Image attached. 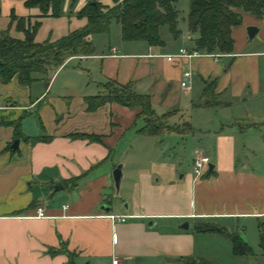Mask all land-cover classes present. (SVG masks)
<instances>
[{"label":"crops","instance_id":"0c3cea01","mask_svg":"<svg viewBox=\"0 0 264 264\" xmlns=\"http://www.w3.org/2000/svg\"><path fill=\"white\" fill-rule=\"evenodd\" d=\"M238 12L240 23L230 28V53L194 51L195 35L186 22L175 47L160 34L161 46L121 38L96 45L94 36L101 33H95L89 36L92 53L67 58L46 84L38 72L26 85L15 76L0 82V264H111L113 257L117 264H205L200 260L204 235H214L210 242L228 239L195 230L205 223L236 232L250 248L244 254L250 259L247 264L252 259L264 264L257 231L264 221V131L258 122L234 121L232 125L242 126L210 132L206 143L192 150L191 162L198 156L205 163L200 175L191 168L179 174V165L168 157L130 175L123 170L130 162L121 156L132 148L134 137L146 135L136 132L141 127L139 119L134 121L137 109L107 102L86 111L83 102L112 80L131 82L136 92L148 94L155 113L159 108L169 118L179 116L181 123L189 107L208 112L236 106L258 116L264 109V17ZM10 13L23 18L25 28L38 23L35 42L55 40L85 24L84 17L71 13L40 16L37 7H26L22 0H0V30L7 28L18 39L23 34L15 20L10 22ZM55 18H60L62 30L44 37L43 25ZM247 26L256 27L251 37ZM179 48L195 54L177 56ZM168 54L174 56L166 60ZM186 71L188 89L179 85ZM210 80L218 103L204 106L202 89ZM34 108L43 128L19 126L16 137L6 122ZM31 137L42 139L31 143ZM13 139L18 140L14 149ZM118 163L133 197L123 207L109 201L111 171ZM209 163L212 172L206 175ZM56 181L62 187L52 190ZM37 206L46 217H34Z\"/></svg>","mask_w":264,"mask_h":264},{"label":"trees","instance_id":"16d2710c","mask_svg":"<svg viewBox=\"0 0 264 264\" xmlns=\"http://www.w3.org/2000/svg\"><path fill=\"white\" fill-rule=\"evenodd\" d=\"M26 7H37L40 16L57 17L62 12L64 0H22ZM77 0H69L71 11ZM106 5L103 0H84L75 11L76 17H84L82 27L69 31L55 39L35 42L33 36L37 22L25 28L23 18H16L10 13V22L15 20V28L21 31V39L10 36L8 29L0 30V82L5 83L15 76L19 84H29L34 80L31 74H43L46 84L49 76L71 56L89 55L93 48L89 36L105 33L110 20L119 25L120 38L125 41H144L148 45L161 46L159 27L165 25L170 34L176 38L177 14L174 0H110ZM239 10L257 17H264V0H188L185 18L187 29L193 33L194 51L206 54L230 53L232 39L231 26L240 23ZM213 80L205 82L202 89V105H216L218 102L212 92ZM101 92L83 97L86 111H93L107 102L137 109L134 121L140 119L142 125L136 130L139 134L155 135L167 132L181 133L187 131L188 123L169 125L165 123L169 112L157 115L152 109L148 94L136 92L131 82L124 84L107 80L100 84ZM13 126L15 136L19 135V119L6 122ZM91 138V136H88ZM93 138V137H92ZM41 137H31L34 143ZM212 171H206L208 175ZM196 231L217 232L225 235L231 244V252L244 255L250 248L236 232H228L217 225L205 223L195 226ZM259 246L264 248V221L257 224ZM68 256L71 254L65 251ZM202 264V263H201Z\"/></svg>","mask_w":264,"mask_h":264},{"label":"rangeland","instance_id":"374dc122","mask_svg":"<svg viewBox=\"0 0 264 264\" xmlns=\"http://www.w3.org/2000/svg\"><path fill=\"white\" fill-rule=\"evenodd\" d=\"M103 3L106 5H110L111 1L103 0ZM68 4L69 0H64L62 5V12L60 15L70 13L74 15L75 11H77L82 5V2L81 0H77L74 3L71 11H69ZM174 8L177 14V28L179 29L182 26L181 24L185 22L188 11V0H174ZM58 20H60V18H55L54 21L47 22L45 23V25H43V33H45L43 34L44 37L48 32L58 33L62 30V23ZM158 32L162 38L165 37L166 39L170 40L171 47L177 46V37L174 38L167 30L165 25L160 26ZM118 40H120L119 25L114 20H110L107 32L94 36V43H96V45L98 43H106V41L114 44ZM188 41L189 39H184V42L186 44H188ZM189 108L186 111H183V119H185L189 125L187 131L181 133L167 132L155 135H143L141 137H134L132 139V148L126 151L121 156L122 160H125V162L127 163L130 162V164L126 165V167L123 169L125 174H127V170L130 175H133V172L138 171L137 169L139 168L140 170H148L150 169V161H158L166 157L172 159V161L176 162L179 165V174L181 173V171L190 170V168L192 170V150L198 148L203 143H206L207 137L210 132L214 133L220 131L221 128L225 130L228 128H240L242 126L237 124L232 125V122L234 121H238L241 124H243V122L245 123L248 121H256L258 122V127L264 131V109H260L257 111L259 113L258 116H252L251 114H247L246 112H243V110L238 109L236 106L217 109L216 111L210 109L207 110L208 112L199 111L200 109L198 110ZM155 110L158 115L161 113V110L159 108H156ZM166 119L167 124H181L182 122V119H180L179 116H175L174 118L166 117ZM217 122L218 124H215ZM42 124V121H39L37 118V110L35 108L32 109V112L30 114H26L24 115V117H21L19 119L20 128H43L41 127ZM140 124L142 125V122H140ZM140 124H137L136 128H138ZM127 140L128 136H126V141ZM120 171L122 177L123 171ZM130 187L131 182L128 180V178L122 177L120 179L118 189L115 190L113 188V195L109 199V201L112 202L113 206L115 205L123 207L124 204L132 202L133 197L131 198ZM137 207H140L139 202H137ZM181 224L182 222L179 223V225ZM204 236L205 250H203L204 254L202 258H200V260L202 262H205V264H247L249 262L250 259L248 257L244 255L243 257H238L231 253L230 243L225 237L224 239H222L223 243H220V241H215L217 243L216 244L215 242L208 241V238H212V236L214 235ZM198 240L197 242L199 246L197 247V249L200 248V240ZM251 263L255 264L257 262L252 259ZM172 264L186 263L173 260Z\"/></svg>","mask_w":264,"mask_h":264},{"label":"built area","instance_id":"2783aa9c","mask_svg":"<svg viewBox=\"0 0 264 264\" xmlns=\"http://www.w3.org/2000/svg\"><path fill=\"white\" fill-rule=\"evenodd\" d=\"M193 54H195V52H187L185 49L179 48L175 55L188 57V56L193 55ZM173 56L174 55L168 54V55H165V58H166V60H170ZM188 77H189L188 71L182 73V80L179 82V85L181 87L186 88V89L189 88V85L187 83ZM204 166H205L204 161L200 157L196 156V158H194L193 163H192V170H193L194 175H200L202 172V168H204ZM34 217H37V218L46 217V215L43 212L42 207H40V206L35 207ZM121 218H122V216H121ZM111 264H117V258L116 257H113L111 259Z\"/></svg>","mask_w":264,"mask_h":264},{"label":"water","instance_id":"95a60500","mask_svg":"<svg viewBox=\"0 0 264 264\" xmlns=\"http://www.w3.org/2000/svg\"><path fill=\"white\" fill-rule=\"evenodd\" d=\"M246 30V35L248 37H251L252 34L256 31V27L255 26H247L245 28ZM17 139H13L12 142H11V148H16V145H17ZM120 168H121V164H116L112 171H111V178H112V182H113V188L115 190L118 189V186H119V183H120V179H121V171H120ZM212 168V165L209 163L207 164V171H210ZM51 188L52 190H58V189H61V184L60 182L56 181V182H53L51 185ZM103 208L106 210L108 208V206L104 205ZM180 227L182 228H186V222H183Z\"/></svg>","mask_w":264,"mask_h":264}]
</instances>
